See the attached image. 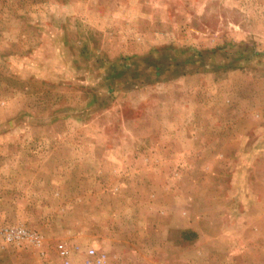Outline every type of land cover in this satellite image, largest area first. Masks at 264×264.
I'll return each mask as SVG.
<instances>
[{"label":"rangeland","instance_id":"obj_1","mask_svg":"<svg viewBox=\"0 0 264 264\" xmlns=\"http://www.w3.org/2000/svg\"><path fill=\"white\" fill-rule=\"evenodd\" d=\"M264 264V0H0V264Z\"/></svg>","mask_w":264,"mask_h":264},{"label":"built area","instance_id":"obj_2","mask_svg":"<svg viewBox=\"0 0 264 264\" xmlns=\"http://www.w3.org/2000/svg\"><path fill=\"white\" fill-rule=\"evenodd\" d=\"M67 264H71V263H67Z\"/></svg>","mask_w":264,"mask_h":264}]
</instances>
